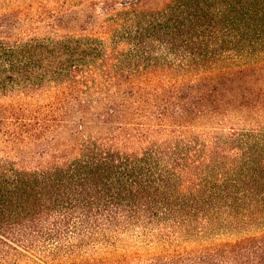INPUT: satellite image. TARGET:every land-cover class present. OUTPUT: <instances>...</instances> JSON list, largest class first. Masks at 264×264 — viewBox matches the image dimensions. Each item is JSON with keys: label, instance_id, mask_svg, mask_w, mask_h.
I'll list each match as a JSON object with an SVG mask.
<instances>
[{"label": "trees", "instance_id": "16d2710c", "mask_svg": "<svg viewBox=\"0 0 264 264\" xmlns=\"http://www.w3.org/2000/svg\"><path fill=\"white\" fill-rule=\"evenodd\" d=\"M0 264H264V0H0Z\"/></svg>", "mask_w": 264, "mask_h": 264}, {"label": "rangeland", "instance_id": "374dc122", "mask_svg": "<svg viewBox=\"0 0 264 264\" xmlns=\"http://www.w3.org/2000/svg\"><path fill=\"white\" fill-rule=\"evenodd\" d=\"M127 242H129V243H134V242H136L135 240H134V238H127Z\"/></svg>", "mask_w": 264, "mask_h": 264}]
</instances>
